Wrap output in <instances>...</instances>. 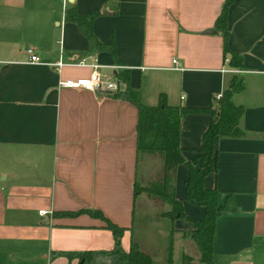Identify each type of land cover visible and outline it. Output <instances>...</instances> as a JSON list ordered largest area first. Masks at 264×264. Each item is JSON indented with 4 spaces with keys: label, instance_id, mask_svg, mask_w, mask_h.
I'll list each match as a JSON object with an SVG mask.
<instances>
[{
    "label": "crops",
    "instance_id": "0c3cea01",
    "mask_svg": "<svg viewBox=\"0 0 264 264\" xmlns=\"http://www.w3.org/2000/svg\"><path fill=\"white\" fill-rule=\"evenodd\" d=\"M222 3L0 0V264H126L117 254L100 252L113 247L101 218L54 214L80 209L98 210L125 227L124 251L136 225H154L156 237L172 231L173 264H200L193 240L183 235L203 215L202 206L185 199L187 167L179 163L174 172V195L185 217L159 216L166 205L147 193L133 198L135 106L120 95L59 86L61 79L85 76L88 68L66 64L58 71L28 63L24 49L32 48L46 62L55 61L61 49L62 61L70 63V54L85 50L87 41L64 20V8L73 5L80 15L97 10L92 32L113 43V54L86 51L102 65L100 73L114 77L127 69L128 84L143 104H155L163 94L169 105L207 107L231 75L221 71L222 36L214 28ZM226 25L227 45L241 56L235 75L242 77L243 89L232 101L242 106L243 135L214 138V167L203 179L222 204L212 258L213 264H264V0H232ZM209 118L203 112L180 118L178 143L185 160L193 157ZM133 238L164 263L165 244L156 246L139 234ZM82 251L94 254L86 262L63 254ZM183 254L192 260L183 263Z\"/></svg>",
    "mask_w": 264,
    "mask_h": 264
},
{
    "label": "trees",
    "instance_id": "16d2710c",
    "mask_svg": "<svg viewBox=\"0 0 264 264\" xmlns=\"http://www.w3.org/2000/svg\"><path fill=\"white\" fill-rule=\"evenodd\" d=\"M232 0H223L220 12L214 20V28L222 36L223 56L228 58V66L234 68L241 67V56L232 51L227 45V25L226 11ZM98 14L97 10L87 15H80L75 11L73 5H69L63 10L65 21L73 22L87 41L86 51L106 50L113 54V43L101 42L97 39L91 29L92 19ZM118 89L113 96H123L136 108L135 123V148L137 170L139 162L142 160L148 163L147 177L139 182L133 181V198L144 192L153 198L154 202L159 201L166 205V208L159 212V216L172 221L176 218L185 217L182 201L174 195V172L179 163L187 167V177L184 181L185 199L195 205L203 207L201 219L194 221V228L184 231L183 235L190 237L197 250V261L200 264H213L212 258V238L214 234L215 219L222 211V204L217 200L215 187L207 188L203 185V179L210 169L214 167L215 137H239L243 131L238 126V119L242 113V106L232 101V95L243 89V79L239 75L231 74L225 82V86L218 99H214V105L207 107H188L182 105H169L166 103L163 94L158 95L155 104H143L139 100L138 90L131 88L128 84V71L121 69L115 73ZM119 87H123L119 91ZM189 112H203L209 114V122L203 131L199 146L191 160L187 161L181 154L178 143L180 118ZM138 173V171H137ZM87 212L98 216L104 221V227L110 230L113 236V247L109 250L100 251L102 253L117 254L120 261L126 264H159L155 262L149 251L139 247L136 240L130 239L129 248L124 251L120 247V237L125 227H121L110 221L98 210L80 209L78 211L66 212L58 211L54 214H78ZM171 229L168 233V244L166 247V263L171 264L172 239ZM67 257L78 256L82 262L88 261L94 254L93 251L65 252ZM191 257L183 254L182 262L188 263Z\"/></svg>",
    "mask_w": 264,
    "mask_h": 264
},
{
    "label": "built area",
    "instance_id": "2783aa9c",
    "mask_svg": "<svg viewBox=\"0 0 264 264\" xmlns=\"http://www.w3.org/2000/svg\"><path fill=\"white\" fill-rule=\"evenodd\" d=\"M24 52L26 54V62L50 65V66H53L58 71L63 65H66V64L83 66V67L88 68V73L85 76H81L73 80L61 79L58 81L59 86L82 88V89H86V90L92 91L93 93L100 94L103 96L112 95L118 89V83L114 77H112L110 74L100 73L99 68L102 65L97 63L94 57V54L91 52L71 53L70 63H64L62 61L61 49L59 51L58 58L53 62H46V61L41 60L40 56L36 54L35 51L30 47L25 48ZM223 61L226 66L222 67L221 69L222 72L230 73V74H239L241 72L240 68H234V67L228 66L227 57H225ZM172 62L176 64V68H177V62L175 61V59H172ZM112 67H117V66L115 65ZM220 95L221 93L216 94L214 96V99H218ZM38 213L44 214L46 213V211L39 210Z\"/></svg>",
    "mask_w": 264,
    "mask_h": 264
},
{
    "label": "rangeland",
    "instance_id": "374dc122",
    "mask_svg": "<svg viewBox=\"0 0 264 264\" xmlns=\"http://www.w3.org/2000/svg\"><path fill=\"white\" fill-rule=\"evenodd\" d=\"M147 168H149V166H148V163L146 162V161H140L139 162V166H138V173H137V180L139 181V182H141V181H143L146 177H147V173L146 172H148V170H147ZM141 227H138L137 225H136V227H135V230L133 231V237H136V234L138 235H142L144 238H147V239H149L150 241L151 240H154V243L156 244V246H158L159 244H165L166 246H167V244H168V236L167 235H164V234H159V232H158V236L156 237V233H155V230H158L154 225H147V227H142L141 229H140ZM140 233H139V232ZM172 239V238H171ZM172 258H173V256H172V253H171V264H173L172 263ZM164 263H166V261L164 260Z\"/></svg>",
    "mask_w": 264,
    "mask_h": 264
},
{
    "label": "water",
    "instance_id": "95a60500",
    "mask_svg": "<svg viewBox=\"0 0 264 264\" xmlns=\"http://www.w3.org/2000/svg\"><path fill=\"white\" fill-rule=\"evenodd\" d=\"M68 1H71V0H68ZM214 30H211V29H207L206 32H213ZM113 74L115 73L114 71L112 72Z\"/></svg>",
    "mask_w": 264,
    "mask_h": 264
}]
</instances>
